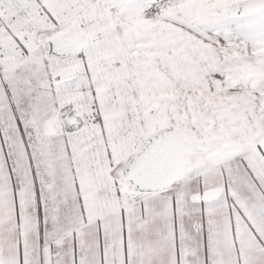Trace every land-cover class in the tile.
I'll return each instance as SVG.
<instances>
[{
    "label": "snow or ice",
    "instance_id": "1",
    "mask_svg": "<svg viewBox=\"0 0 264 264\" xmlns=\"http://www.w3.org/2000/svg\"><path fill=\"white\" fill-rule=\"evenodd\" d=\"M0 264H264V0H0Z\"/></svg>",
    "mask_w": 264,
    "mask_h": 264
}]
</instances>
